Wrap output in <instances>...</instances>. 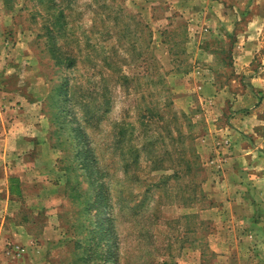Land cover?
I'll return each mask as SVG.
<instances>
[{
  "label": "rangeland",
  "instance_id": "obj_1",
  "mask_svg": "<svg viewBox=\"0 0 264 264\" xmlns=\"http://www.w3.org/2000/svg\"><path fill=\"white\" fill-rule=\"evenodd\" d=\"M0 264H264V0H0Z\"/></svg>",
  "mask_w": 264,
  "mask_h": 264
},
{
  "label": "trees",
  "instance_id": "obj_2",
  "mask_svg": "<svg viewBox=\"0 0 264 264\" xmlns=\"http://www.w3.org/2000/svg\"><path fill=\"white\" fill-rule=\"evenodd\" d=\"M52 10H54V8H53V6H52ZM54 16H56L57 17V24H60L61 23V20H62V15H61V13H59V12H57V13H55V15ZM63 28V25H61L60 26V29H62ZM56 59V58H55ZM73 62V59H70V58H67V57H64V58H57L56 60H54V65L55 66H57V67H60L61 65H70L71 63ZM63 82V81H62ZM61 82V83H62ZM61 86V85H60ZM81 158H82V161L79 163L80 164V167L79 168H82V167H84L85 169H86V165H84L85 163H86V161H85V159H86V155H84V154H80L79 155ZM78 163V162H77ZM96 171L94 172L93 170H92V176H95L96 175ZM93 184H95V185H97V182L95 181V180H92V183H91V185H92V187L93 188H95L94 187V185ZM70 190L72 191V190H74L72 187H70ZM91 202H88V204H90ZM85 208H87V204H85ZM86 211V210H85Z\"/></svg>",
  "mask_w": 264,
  "mask_h": 264
}]
</instances>
